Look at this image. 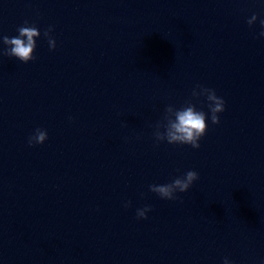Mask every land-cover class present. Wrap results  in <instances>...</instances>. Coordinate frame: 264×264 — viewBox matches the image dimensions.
<instances>
[{"label":"clouds","instance_id":"obj_1","mask_svg":"<svg viewBox=\"0 0 264 264\" xmlns=\"http://www.w3.org/2000/svg\"><path fill=\"white\" fill-rule=\"evenodd\" d=\"M258 17L253 14L248 20L249 27L253 26ZM261 31L260 37H264V19H260ZM53 29L49 26L45 30L44 36L48 40L50 50H55L56 40L51 35ZM18 35L15 37L0 36L3 44L8 46L3 52V55L8 57H15L21 62L27 64L29 61L35 59L34 52L36 49V38L41 33L35 25H29L25 21L24 25L18 27ZM199 89V91H197ZM204 96L207 100L208 113H210V119L212 124H219L220 113L225 111V101L223 98L217 96L214 89L197 85L196 89L192 92V97L199 98ZM208 113L202 110H197V107L191 101L181 108H176L172 105H168L165 109V113L162 121L155 125V131L153 133L155 140L159 142L167 141L169 144L190 145L194 149L200 148L199 141L203 138L207 132L209 118ZM163 129V131H161ZM48 139V134L45 129L37 128L33 135L28 138V144L30 147L43 144ZM199 179V174L194 170L187 171L183 176L174 178L167 184H152L149 185V190L157 194L164 200H178L177 193L187 192L195 181ZM126 208L131 206V201H128L125 205ZM152 211L150 205H145L143 208H139L136 211V217L138 219H147V213ZM223 264H231V261L225 257Z\"/></svg>","mask_w":264,"mask_h":264}]
</instances>
